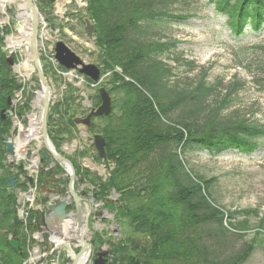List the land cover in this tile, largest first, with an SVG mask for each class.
I'll use <instances>...</instances> for the list:
<instances>
[{
  "label": "trees",
  "instance_id": "1",
  "mask_svg": "<svg viewBox=\"0 0 264 264\" xmlns=\"http://www.w3.org/2000/svg\"><path fill=\"white\" fill-rule=\"evenodd\" d=\"M175 1L87 0L85 7L86 16L95 25L97 64L102 75L107 74L106 86L113 95L111 113L93 118L92 131L104 137L106 159L111 165L105 190L120 194L118 203L112 204L115 217L132 233H123L112 242L111 264H243L256 248L253 241L237 246L242 229L233 227H242L244 221H236L235 214L223 211L213 201L210 183L187 170L182 155L199 151L210 155L227 151L253 154L264 138V124L242 119L220 123L216 114L219 106L212 108L207 103L219 82L211 84L202 78L189 89H177L172 83V67L162 55L173 42L161 41L160 32L170 20L189 17L169 11ZM208 1L226 16L233 40L247 32L258 34L264 27V0ZM38 3L45 14L51 13V0ZM8 30L7 26L0 28V108L5 105V88L24 85L7 66L3 36ZM240 47L232 54L244 67L248 63L243 52L262 51L257 68L249 72L255 78L264 75V41L250 48ZM50 69L53 66L45 63L44 71ZM57 69L62 67L57 65ZM233 91L228 89L226 96ZM72 102L65 96L51 108L52 117L58 115L64 120L62 124L59 121L63 127L53 129L54 134L73 130L69 127ZM180 106L184 117L171 119L170 112ZM8 126L9 122L0 117L1 216L10 219L13 229L17 204L14 195L7 193L4 151ZM26 257L24 248L22 253L13 252L7 234H0V264H23Z\"/></svg>",
  "mask_w": 264,
  "mask_h": 264
},
{
  "label": "rangeland",
  "instance_id": "2",
  "mask_svg": "<svg viewBox=\"0 0 264 264\" xmlns=\"http://www.w3.org/2000/svg\"><path fill=\"white\" fill-rule=\"evenodd\" d=\"M54 0L52 12L61 17L63 13L76 12L73 25H63L61 33L55 32L51 28H46V32L53 35L51 41L41 38L39 51L44 54L45 62L56 65L52 58V42L58 38L63 39L77 54L81 55L90 63L97 64L96 49L93 40L86 34L81 24L80 18L86 15L85 4L81 0H72L69 4L67 0L64 5L56 4ZM15 4V5H14ZM17 3L6 4V14L8 20L0 12V27L9 26L8 33L4 40V49H7V40L10 35H15L17 30L23 29V21L19 18ZM65 10V12H64ZM43 13L44 9L41 10ZM174 14H189L184 20H170L168 25H164L160 32L161 41H172V45L162 55L163 60L172 67L171 81L180 88H192L194 84L204 78L207 83L217 84V88L212 96L207 99V103L213 108L219 106L216 114L220 123L239 119L244 121H258L264 124V75L259 74L252 77L249 69L257 68V61L262 51L247 50L242 53L247 63L238 65L236 56L232 54L234 48H250L259 45L264 41V27L258 34L247 32L241 39L233 40L226 25V16L216 10L214 3L207 0H176L169 8ZM66 17V15H65ZM58 18V16H55ZM59 20V19H57ZM11 32V33H10ZM240 42V45L233 44ZM15 48L19 54V60L25 58L23 48ZM239 49V48H238ZM245 60V61H246ZM31 69V68H30ZM54 70V69H53ZM53 70L45 72L46 77L53 89V102L61 98L68 88L67 84H72L78 89L71 88L73 95L80 96L86 105L93 103L96 87L105 84L108 79L104 74L96 87L87 86L86 81L80 75L72 78L65 73H53ZM264 70V65H262ZM32 72V77L35 75ZM19 79L20 76H17ZM32 79V78H31ZM34 84L35 82L32 81ZM34 85H32L33 87ZM235 91L226 96L228 89ZM34 90V87H33ZM226 96V98H225ZM227 99L226 103L220 104L219 100ZM95 103V102H94ZM76 113L84 112L80 105L71 106ZM187 107V106H186ZM208 109V108H207ZM171 119L183 118L182 106L175 108L169 114ZM72 141H69V145ZM70 149V148H69ZM187 170L209 184V193L213 201L223 210L231 211L236 216V221L243 220L242 238L238 239L237 246L245 241H253L254 251L249 255L243 264H264V138L260 140V147L253 154H243L235 151H227L218 155H210L206 151L185 153L182 155ZM94 164H97L94 162ZM98 166V165H96ZM103 177L108 173L104 165L99 166ZM3 173L0 172V175ZM117 195L112 193L110 198ZM0 207V234L11 232L10 219L1 216ZM244 214V215H241ZM111 222V218H108ZM232 221L233 225L237 222ZM116 237L119 239L125 235L132 234L131 230L124 224L117 223ZM233 230V229H232ZM111 240L114 239L111 230ZM237 232V230H233ZM126 237V236H125ZM32 251V248H29ZM32 253V252H31ZM32 264H45L44 261H33Z\"/></svg>",
  "mask_w": 264,
  "mask_h": 264
},
{
  "label": "flooded vegetation",
  "instance_id": "3",
  "mask_svg": "<svg viewBox=\"0 0 264 264\" xmlns=\"http://www.w3.org/2000/svg\"><path fill=\"white\" fill-rule=\"evenodd\" d=\"M71 2L72 0L69 1V4ZM52 7L51 13H43L45 20L43 25L46 28L49 27L55 32L61 33L63 25H73L74 18L77 16L76 12H65L63 14L66 17H59L58 14L52 12ZM40 27L41 25H39ZM53 37L48 33L47 40L51 41ZM68 47L74 51L69 45ZM77 55L85 60L81 55ZM44 60L46 57L41 54L40 61L43 66L45 65ZM50 64L53 66L54 74L63 72L71 78L80 75L85 79L87 86L96 87L94 83L87 81V79L91 80L89 77L82 75L76 69L69 71L57 63L55 67L52 63ZM57 65L62 69H57ZM33 76L30 80L26 78L20 89L12 88L11 84L5 88V105L0 108L1 119L9 122L4 138L5 163L9 183L10 179L14 178V187L10 193L8 191L7 193L14 195L16 204H22L21 212H17L19 213L17 225L19 244L27 254L30 247H33L34 250L37 249L41 258L36 257L35 254L34 261H37L38 258V261L42 260L45 264H68V261L70 264H74L73 257L78 258L77 261L84 257L83 264H111L110 246L111 242L118 239L116 237L118 220L112 219L110 222L108 218L110 217L109 211L113 212L110 204L117 203V200L110 198L112 194L105 190L107 174L103 177L99 166L104 165L108 169V162L106 153L105 158L99 157L93 136L99 134L103 139L104 137L100 133L92 131V119L98 116L90 117L89 129L86 128L84 122L74 121L75 118L83 120L93 108L100 104L98 92L96 91L94 94L93 103L86 105L80 96H74L71 91V88H78L67 84L68 88L65 90L67 93H64L61 99H64L65 96L71 97L73 100L71 106L80 105L84 112L78 114L72 107L69 127L73 130L62 134L52 132L53 129L63 127L61 120L63 122L64 120L58 115L53 117L50 115L51 108L59 100L53 102L54 97L51 99L47 114L48 137L55 151L72 164L74 179L73 190L70 191V167L56 161L42 144L40 109L37 105L42 86L38 76ZM32 85H34V90ZM34 99L37 100L34 101ZM51 119L53 120L51 121ZM30 129L31 132H29ZM33 131L36 135H33ZM69 141H72L70 145ZM7 143L12 147L11 154L6 148ZM7 188H9V184ZM62 203L65 204L64 216L57 212L58 206L60 207ZM48 206L50 208H47ZM78 206L81 208L82 216L78 214ZM42 220L44 224H41ZM109 230L113 232L112 238L114 239L112 240ZM50 231L53 233L52 237ZM118 233L120 234V232ZM54 238L60 241L59 244L56 243L60 248L55 245ZM87 245L90 246V255L86 258ZM69 248L73 254L68 251ZM103 252L107 254L103 256Z\"/></svg>",
  "mask_w": 264,
  "mask_h": 264
},
{
  "label": "water",
  "instance_id": "4",
  "mask_svg": "<svg viewBox=\"0 0 264 264\" xmlns=\"http://www.w3.org/2000/svg\"><path fill=\"white\" fill-rule=\"evenodd\" d=\"M10 1V0H9ZM9 1L5 0L6 3H8ZM17 2H20L24 5V8L26 11L30 12L31 14V24L30 27L27 29H29V37H28V47H27V52H26V56L27 58H29V60L32 63V66L35 70L36 75L38 76L40 82H41V96L39 97V99H34V101H38L39 104L38 108L40 109L39 112V119H40V123H41V137H42V144H44L45 148L47 150H49L50 154L52 155V157L59 162H62L66 165H68L71 169V180H70V184H69V189L70 191L73 190V179H74V173H73V169H72V164L71 162L64 158L63 156H61L60 154H58L49 137H48V133H47V114L49 111V107L51 104V98H52V89L51 86L49 85L44 72H43V68L42 65L40 63V59H39V54H38V26L39 24H43L44 23V18L42 16V14L39 12V8L37 6V4L33 1V0H15ZM0 10L4 12V6L0 0ZM84 24H85V31L87 32L88 36L92 37L94 32H95V25L93 24V22L91 21V19L89 17H85L83 19ZM54 25V24H53ZM54 58L56 59V61L62 65L63 67L67 68V69H76L79 73L84 74L89 76L92 80L94 81H98L99 80V76H100V69L92 63H87L85 60L81 59L78 55H76L63 41L58 40L55 42L54 44ZM13 53L11 51V53L9 54V56L7 57V64L8 67H14L15 69H17L16 65H14V60H13ZM26 63V62H24ZM22 68L23 70L27 69V66L25 64V67L22 64ZM27 76V75H25ZM99 95H100V100L101 103L98 107L93 108L88 115L81 120L80 118H75L74 121L79 122L82 121L85 123L86 128L89 129L90 126V117L91 116H100V115H108L111 112V98L109 93L107 92V90L105 89V87H100L98 89ZM38 97V96H37ZM94 138V143L95 146L98 150V153L100 155L101 158H105V152H104V139L99 135V134H95L93 136ZM6 148L8 150V152L11 154L12 153V147L9 143L6 144ZM9 191L8 193H10L14 187V178L10 179V184H9ZM64 207L65 204L62 203V205L57 208V212L62 214V216H64ZM47 208H50V206H48ZM78 214L79 216H82L81 213V208L80 206H78ZM43 216H44V211L42 212ZM48 215V214H47ZM19 222V213H17L14 216V229L12 231V233L10 234L7 243L9 248H11V250L13 252H21L20 251V245H19V240H18V235L16 232V227L18 225ZM41 224L43 223V220L41 222ZM48 229V228H47ZM65 244H67L66 242H64ZM87 254H86V258L89 257L90 255V246L87 245ZM70 250V248H69ZM103 256L106 255V252L102 253ZM101 256V255H100ZM78 258L73 257V261L74 264L76 263ZM96 260V259H95ZM94 260V261H95ZM66 262V261H65ZM66 264V263H65Z\"/></svg>",
  "mask_w": 264,
  "mask_h": 264
},
{
  "label": "bare ground",
  "instance_id": "5",
  "mask_svg": "<svg viewBox=\"0 0 264 264\" xmlns=\"http://www.w3.org/2000/svg\"><path fill=\"white\" fill-rule=\"evenodd\" d=\"M7 1H9V0H7ZM5 3V2H4ZM26 15H28L27 13H25ZM26 15H24V16H26ZM23 18V21H24V23H25V28L22 30V32L21 33H16L15 35H12L10 38H9V40H8V46L10 47V48H17V47H20L21 46V44H22V41L23 40H26L27 39V37H28V33H29V31H28V29H27V26H29L30 24H29V20L28 19H26V17H22ZM25 64H26V66L29 64V62L27 61L26 63H23V66L25 67ZM32 127H33V125H32ZM31 127V128H32ZM29 132H31V129L29 130ZM33 135H36V133L33 131ZM83 260H84V257H81L77 262H76V264H83Z\"/></svg>",
  "mask_w": 264,
  "mask_h": 264
}]
</instances>
